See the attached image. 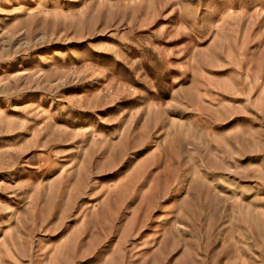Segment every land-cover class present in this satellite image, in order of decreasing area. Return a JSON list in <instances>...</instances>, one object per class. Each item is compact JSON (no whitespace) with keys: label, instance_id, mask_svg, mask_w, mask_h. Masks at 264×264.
<instances>
[{"label":"rangeland","instance_id":"1","mask_svg":"<svg viewBox=\"0 0 264 264\" xmlns=\"http://www.w3.org/2000/svg\"><path fill=\"white\" fill-rule=\"evenodd\" d=\"M0 264H264V0H0Z\"/></svg>","mask_w":264,"mask_h":264}]
</instances>
